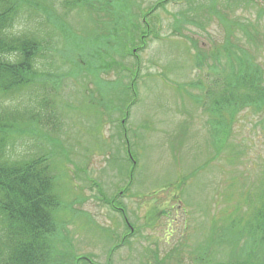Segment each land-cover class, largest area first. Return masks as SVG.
<instances>
[{
    "label": "rangeland",
    "instance_id": "rangeland-1",
    "mask_svg": "<svg viewBox=\"0 0 264 264\" xmlns=\"http://www.w3.org/2000/svg\"><path fill=\"white\" fill-rule=\"evenodd\" d=\"M65 1L40 0L42 6L21 9L15 31L42 43L39 80L15 96H0V110L32 119L10 131L9 157L51 154L61 203L54 237L59 263H72L77 254L98 264H197L191 254L202 255L201 247L213 258L220 252L209 240L215 220H229L245 202L243 183L252 191L264 176L263 114L241 110L217 154L220 138L210 129V114L188 93H200L190 82L209 85L215 73L211 57L197 65L196 52L209 55L225 39L219 18L199 10L214 0L159 6L145 16L152 34L142 49L136 32L135 55L127 39L136 24L144 27L140 13L159 0H131L130 6L117 0L100 14L65 7ZM263 2L215 5L237 24L256 22ZM259 21L264 33V15ZM132 86L137 96L127 92ZM117 207L126 209L135 234L110 252L131 230Z\"/></svg>",
    "mask_w": 264,
    "mask_h": 264
},
{
    "label": "trees",
    "instance_id": "trees-1",
    "mask_svg": "<svg viewBox=\"0 0 264 264\" xmlns=\"http://www.w3.org/2000/svg\"><path fill=\"white\" fill-rule=\"evenodd\" d=\"M118 1L131 5V0ZM170 1L172 0H159L147 8L144 14L140 13L146 34L141 32L144 27L136 24L133 37L127 39V51L128 48L130 52L139 48L135 47L136 32L137 37H141L139 49L144 48L152 34L145 16H150L159 6L165 7ZM251 1L226 0L228 4L225 6L233 9L242 3L252 5ZM116 2L117 0H66L64 4L69 8L85 7L100 14L101 11L113 10L111 8L116 6ZM214 2L218 6L219 0ZM215 4L209 8L200 5L199 10H207L208 15L219 18L226 31L225 39L209 55L196 52L197 65L204 66L205 60L211 57L214 64L210 70L215 73L209 79V85L201 79L190 82L189 84L200 88V93H188L210 114V129L220 138V147L216 151L219 154L228 142L238 113L245 108H252L263 114L260 122L264 133V33L259 21L264 15V2L258 8L259 18L256 22L239 21L237 24L227 19ZM24 6L33 9L42 6V3L40 0H0V96L3 98L15 96L34 86L39 80L36 60L42 53V43L33 35L16 32L14 29ZM178 16L189 21L185 12ZM181 19L176 18L179 29L183 27ZM238 31L243 35H238ZM260 32L261 37L258 39L257 34ZM130 52L128 53L131 54ZM132 55H135L134 52ZM129 90L137 96L134 86L128 89V93ZM14 111L0 110V264H60L54 237L58 230L56 211L61 203L57 192V177L52 169L53 160L49 159L51 154L16 160L9 157V149L14 145L15 139L11 132L21 130L26 122H32V119L24 121L22 115ZM125 137L130 151L129 140ZM135 169V166L129 169V187L134 181ZM240 195L242 199L245 198L244 204H236V212L229 213V220L216 219L215 230H210L209 240L213 247L217 245L216 252L220 251L217 254L223 256V259L216 253L210 258L207 252L203 253L205 247H201L202 255L191 254L195 260L199 259L197 264H264V176L259 186L252 191L247 182L243 183ZM116 209L131 230L122 235L125 238L121 243L117 241L111 245L110 252L124 245L135 234L126 209ZM71 256L72 263L69 264H82V261L98 264L89 257L77 254ZM157 263L164 264V261L161 263L159 260Z\"/></svg>",
    "mask_w": 264,
    "mask_h": 264
}]
</instances>
